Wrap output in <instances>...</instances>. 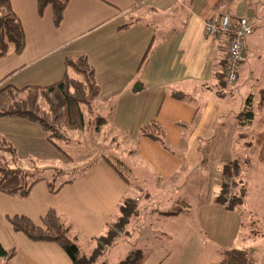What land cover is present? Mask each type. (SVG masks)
Wrapping results in <instances>:
<instances>
[{
    "label": "crops",
    "instance_id": "obj_1",
    "mask_svg": "<svg viewBox=\"0 0 264 264\" xmlns=\"http://www.w3.org/2000/svg\"><path fill=\"white\" fill-rule=\"evenodd\" d=\"M37 1L11 0L24 31L25 48L19 55L9 52L0 58V87L50 86L65 75L73 76L67 60L84 57L100 90L93 115L117 132L110 147L128 158L130 180L101 157L82 174L63 180L54 194L45 179L23 199L0 193V204L4 203L0 206V244L5 250H15L9 262L0 264H72L55 244L34 243L12 232L6 216L23 215L39 224L46 211L54 209L82 256L90 258L129 199L136 204L137 217L147 221L143 229H125L137 247L133 251L144 255L142 264H217L227 246L213 244L210 237L232 228L237 221L229 215L232 211L214 199L220 192L221 169L237 161L230 145L242 137L237 132L240 114L229 111L233 98H227L230 94L219 72L227 38H211L204 31V21L217 18L218 6L225 3L150 0L138 5L135 0H68L56 29L50 8L38 15ZM228 1L226 13L232 19L247 17L253 29L246 39L236 86L245 74L247 52L258 46L253 37L257 11L230 7ZM255 75L262 82L264 70L253 63L245 78ZM175 93L186 98L177 99ZM227 124L234 126V133L224 132ZM152 125L161 129L165 147L143 136V129ZM28 131H40L42 137L35 125L0 118V141H12L14 134ZM153 134L157 135L155 130ZM213 142L219 150L211 152ZM210 156L208 162L206 157ZM184 188L188 189L186 197H176ZM34 192L41 199L33 201ZM49 196L55 201L44 205L47 198H53ZM141 198L154 206L174 205L176 211L139 207ZM173 212L176 214L168 215ZM78 239L89 243L84 253ZM229 239L233 240L232 234ZM252 243L240 250L248 253L251 264H263L259 257L264 252ZM93 264L98 263L95 260Z\"/></svg>",
    "mask_w": 264,
    "mask_h": 264
},
{
    "label": "trees",
    "instance_id": "obj_2",
    "mask_svg": "<svg viewBox=\"0 0 264 264\" xmlns=\"http://www.w3.org/2000/svg\"><path fill=\"white\" fill-rule=\"evenodd\" d=\"M67 6L68 0H38L37 13L42 16L44 10L50 8L53 26L58 29ZM24 48V31L12 11L11 0H0V58L5 57L9 52L19 55ZM66 66L72 71L73 76L65 75L60 81L50 86H28L21 89L11 86L0 88V118L24 121L39 127L45 141L68 159L69 155L62 151L59 144L68 142L67 130H87L84 114L93 115V103L100 94V90L95 81L94 72L84 57L72 61L67 60ZM261 93V100L264 102V90ZM173 96L180 100L186 98L180 93H175ZM95 118V131H98L105 120L96 116ZM237 119L240 126L250 125L254 119L251 106L247 105ZM154 130L157 135L153 134ZM142 134L165 147L163 133L157 125L145 127ZM0 151L7 152L14 161L15 151L6 145L4 140H1ZM105 161L120 176L124 177L108 158H105ZM240 163V161H235L221 169L220 192L214 199V203L238 213H242L248 195L242 181ZM57 170H54V173L56 171L58 174L55 173L53 178L63 173L62 170ZM41 180L42 178H38L35 172L11 169L6 160L2 162L0 159V193L23 199ZM47 187L51 194L58 190L54 187L53 181L48 182ZM230 187L233 189L231 194ZM137 214L135 202L130 199L124 201L120 207V216L113 226L116 232L110 229L106 237L100 239L96 252H100V248L111 245L117 238V232L125 231L130 219ZM174 214L176 212L168 215ZM5 222L12 232L22 234L31 242L55 244L72 264H93L96 260V255L90 258L82 256L78 246L68 236V227L54 209H48L41 217L39 224L23 215L6 216ZM101 244L103 247L100 246ZM14 255V249L5 250L0 244V262H9ZM143 258L144 255L140 251H135L119 264H142ZM217 264H251V261L246 251L231 248L220 252V260Z\"/></svg>",
    "mask_w": 264,
    "mask_h": 264
},
{
    "label": "rangeland",
    "instance_id": "obj_3",
    "mask_svg": "<svg viewBox=\"0 0 264 264\" xmlns=\"http://www.w3.org/2000/svg\"><path fill=\"white\" fill-rule=\"evenodd\" d=\"M221 2L225 4H227L226 2L229 3L228 0H222ZM230 7H245L246 9L257 11V16L254 19L255 29L253 37L258 46L252 47L249 49L250 51L247 52L246 56L248 61L243 70L245 74H241L236 86H227L228 90H226L228 95L230 94L227 98H233L229 105L230 112L238 116L247 105H250L254 114V119L250 125L237 126V132L242 135V137L237 138L235 144L229 143L231 144L230 148H232V157L234 160L241 162L242 181L248 191V195L242 213L237 214L235 211H232V214H229L236 219L237 224L232 228L227 227L221 234L213 235L210 238L213 244L217 246L223 243L226 244L224 246H227V249L231 247L237 249L247 248L245 246L253 242L252 245H256L264 252V102L261 100V91L264 89V77L261 79L262 82L257 75L247 80L245 78L246 75L250 73V67L253 63L258 64V66L264 70V0H231ZM2 87L4 86L0 88ZM223 105H225V103H223ZM223 111L224 108L221 112ZM84 115L86 121L85 128L87 130H67L66 137L68 142L59 144V147L69 155L70 159L65 158L51 147L45 141L43 134L41 137L40 131H37V134L29 133V131L26 134H14V139H12V141L5 140L4 143L12 147L15 151L14 161H12V157L4 151H0V159H2V162L6 160L11 169L16 168L31 173L35 172L38 178L45 179L47 182L53 181L55 188H58V185L61 184L63 180H69V178H74L82 174V170H86L91 162L101 157L108 158L118 171L124 177L127 176V179L130 180L126 166L128 158L124 157L118 149L115 150L110 147L113 144L112 137H114V135L117 136V132L114 130L113 126L111 124H102L101 130L99 128L98 131H95L96 118L94 115H88L87 113ZM234 131V126L232 127L229 124L225 126L224 132L232 134ZM125 145L127 147L129 146L127 142ZM216 146L217 143L213 142L209 150L212 149L211 152L215 151L217 148ZM217 150L219 149L217 148ZM206 158L208 162L212 160V156ZM55 169L62 170L63 173L53 178L55 173L58 174L56 171L54 173ZM232 190L233 189L230 187V194L233 192ZM187 193L188 189L184 188L180 193L176 194V197L184 198ZM49 197L53 198H47V200L44 201V205H50L55 201L54 196ZM39 198L40 194L34 192L31 199L37 201ZM144 205L164 212L176 211L174 205L162 204L160 206H154L151 205V203L147 204L146 200L141 198V203L138 206L141 207ZM0 206H4V203H1ZM178 208L181 209V207ZM250 213H252L253 219L258 221L251 220ZM137 216L138 215L132 217L125 227L129 232L136 227L139 229H143L145 226L147 227V221L145 222L144 217ZM146 219L148 218L146 217ZM2 225L4 224L2 223ZM111 229L116 232L114 227ZM1 231L0 226V233ZM125 234V231L117 232V238L111 245L100 248V252L98 251L99 253L96 252L93 254V256L96 255L95 258L98 264L102 262L105 264H119L125 260L129 254L133 253V250L137 249L133 241L130 240L133 237L130 236L129 238V235ZM231 234L233 240L229 239ZM157 240L158 239H156V241ZM78 244L84 253L89 243L85 242L83 239H78ZM100 246L103 247L102 244ZM259 260H263L264 264V254L259 257Z\"/></svg>",
    "mask_w": 264,
    "mask_h": 264
},
{
    "label": "built area",
    "instance_id": "obj_4",
    "mask_svg": "<svg viewBox=\"0 0 264 264\" xmlns=\"http://www.w3.org/2000/svg\"><path fill=\"white\" fill-rule=\"evenodd\" d=\"M138 5L150 0H135ZM220 15L204 21V31L211 38H227L226 54L219 69L225 84L233 87L237 81V70L245 59L246 39L252 34V26L247 17L232 19L226 13V5L218 6Z\"/></svg>",
    "mask_w": 264,
    "mask_h": 264
}]
</instances>
